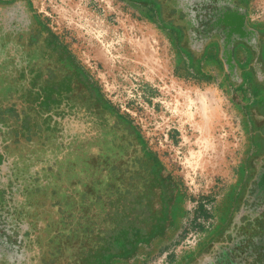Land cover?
I'll return each mask as SVG.
<instances>
[{"label":"flooded vegetation","instance_id":"af4514ba","mask_svg":"<svg viewBox=\"0 0 264 264\" xmlns=\"http://www.w3.org/2000/svg\"><path fill=\"white\" fill-rule=\"evenodd\" d=\"M148 1L189 57L215 47L221 73L248 74L254 97V149L237 205L188 264H264V25L250 22L246 0ZM238 48L247 66L236 65ZM171 187L136 128L53 42L29 1L0 0V264H96L118 220L159 227Z\"/></svg>","mask_w":264,"mask_h":264},{"label":"rangeland","instance_id":"374dc122","mask_svg":"<svg viewBox=\"0 0 264 264\" xmlns=\"http://www.w3.org/2000/svg\"><path fill=\"white\" fill-rule=\"evenodd\" d=\"M28 1L55 43L102 100L136 128L161 175L185 197L176 236L185 224L200 232L187 251L204 238L203 248L209 246L214 228H223L237 205L254 149L249 83L237 87L239 70L234 67L232 80L218 60L194 64L180 48L178 29L162 20L151 1ZM246 4L250 22L264 25V0Z\"/></svg>","mask_w":264,"mask_h":264},{"label":"crops","instance_id":"0c3cea01","mask_svg":"<svg viewBox=\"0 0 264 264\" xmlns=\"http://www.w3.org/2000/svg\"><path fill=\"white\" fill-rule=\"evenodd\" d=\"M244 48H238L237 56L236 58L233 56L236 65L239 67V65L247 66L249 55L245 51ZM187 53V51H186ZM217 49L213 46H209L207 50H203L200 57L193 60L191 57L190 60L194 64L197 65L198 60H204V63H206L208 60H217ZM197 67V66H196ZM240 79L243 81V77L240 74ZM247 80H244L239 84L240 89L243 88L245 85L247 86V83H249L250 86V77L247 74L246 77ZM174 191V194H171V197L168 202V211L167 214L164 217V230L162 232L154 233L149 238H141L140 241L136 243V246L133 249H127L125 250L121 255L117 257H113L110 260V264H142V262L149 257L158 254L160 252L166 251L171 246L177 244L178 237L176 236L178 230L180 229L182 222L184 220L185 216V209H184V196L179 192V189L175 188L173 185L171 187ZM217 226L214 228V234L219 231ZM213 234V233H212ZM210 234V236H212ZM177 237V239H176ZM207 239L204 238L196 248H193L192 251H185L175 258H171L169 264H187L191 259L195 258L196 254L199 253L203 245H205ZM197 252L195 254V252Z\"/></svg>","mask_w":264,"mask_h":264},{"label":"trees","instance_id":"16d2710c","mask_svg":"<svg viewBox=\"0 0 264 264\" xmlns=\"http://www.w3.org/2000/svg\"><path fill=\"white\" fill-rule=\"evenodd\" d=\"M53 42L55 43L54 40ZM158 223L159 227L149 232L143 231V229L137 226L124 224L122 220H118L113 224L111 230L109 232L106 231L105 235L102 236L104 247L100 253L101 255L97 258L96 264H110V260L113 257L121 255L127 249H133L141 238L146 239L154 233L162 232L165 225L164 220L161 219Z\"/></svg>","mask_w":264,"mask_h":264},{"label":"built area","instance_id":"2783aa9c","mask_svg":"<svg viewBox=\"0 0 264 264\" xmlns=\"http://www.w3.org/2000/svg\"><path fill=\"white\" fill-rule=\"evenodd\" d=\"M200 232L195 228L192 230L184 225V228L180 232L177 244L171 246L166 251H163L160 255H153L146 260L144 264H169V256L171 254L179 255L189 248L194 247L198 243Z\"/></svg>","mask_w":264,"mask_h":264},{"label":"water","instance_id":"95a60500","mask_svg":"<svg viewBox=\"0 0 264 264\" xmlns=\"http://www.w3.org/2000/svg\"><path fill=\"white\" fill-rule=\"evenodd\" d=\"M239 40L240 41H243L240 37H239ZM226 62L228 63V65L231 67V66H234V61H233V58H232V54L230 53L228 56H227V60ZM233 70H234V67H233Z\"/></svg>","mask_w":264,"mask_h":264}]
</instances>
